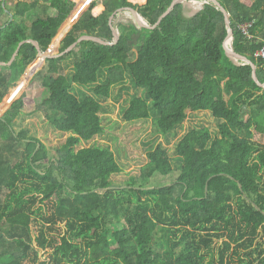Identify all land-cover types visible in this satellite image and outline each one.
Segmentation results:
<instances>
[{"label":"trees","instance_id":"trees-1","mask_svg":"<svg viewBox=\"0 0 264 264\" xmlns=\"http://www.w3.org/2000/svg\"><path fill=\"white\" fill-rule=\"evenodd\" d=\"M218 1L230 15L233 49L256 65L264 84V60L257 55L264 45V0ZM172 3L91 2L59 53L83 35L109 43L84 39L65 55L47 58L46 70L34 76L49 89L37 109L67 135L55 147L14 128L15 117L32 101L25 94L0 119V264H264V86L250 63L237 64L227 54L224 12L208 1L186 16L179 2L155 28L110 22L116 11L131 7L154 25ZM100 4L105 9L95 14ZM75 5L18 0L14 18L0 27V103L39 50L49 49ZM247 22L252 37L240 27ZM126 76L143 89L123 108L126 121L149 120L153 108L162 133L180 126L189 110L209 111L217 122L215 134L195 127L178 141L180 172L168 184L146 186L133 176L117 182L125 171L115 151L86 145L107 132L102 99ZM174 171L168 149L157 144L147 152L139 179L168 178ZM216 240L223 241L218 252ZM40 249H51L45 260Z\"/></svg>","mask_w":264,"mask_h":264},{"label":"rangeland","instance_id":"rangeland-1","mask_svg":"<svg viewBox=\"0 0 264 264\" xmlns=\"http://www.w3.org/2000/svg\"><path fill=\"white\" fill-rule=\"evenodd\" d=\"M76 5L70 14V16L63 23L57 36L54 38L52 45L49 48V53L58 54L60 43L58 40L61 37V32L64 30L66 24L73 16L77 10H81L84 7H89L90 2L93 0H74ZM133 2H144V0H131ZM183 3L192 4L197 3L200 6L203 5L206 0H182ZM249 2V0H244ZM13 0L10 2V7L13 8ZM105 9L103 4H100L94 8L95 14H100ZM50 14H55L54 9L49 10ZM198 12V8L188 7L185 10L186 16H192ZM131 22L136 24L139 30L141 26L137 22V19L130 9H123L119 11L114 17L112 22L119 24V22ZM115 30L120 33V29L115 26ZM138 37L134 38L132 42V52L131 59H135L138 51ZM227 46L232 48V40L229 38L227 41ZM239 62H244L239 60ZM38 65L37 70L34 72L33 76L29 73L32 66ZM47 60L43 58V55H38L37 58L28 66L26 73L9 88L8 94L4 98L3 102L0 103V114L6 111L5 104L7 100L14 93V90L20 88L21 90L13 97V99L7 103L15 102L23 94L32 101L27 102L22 108L21 112L15 117L14 128L18 131L21 129H27L29 134L37 137L38 139L45 142L49 148L55 147L57 144L62 142L67 135H62L57 131L50 122L44 117V115L37 109L39 104L43 102L45 98L49 96V89L43 86L40 80L34 79L35 74L42 69L46 70ZM69 68L65 69L63 72H69ZM81 87H76L79 89ZM89 93L88 90L81 88ZM136 95H143V89L136 87L130 76H126V82L118 83L112 86L110 97L107 99H102V103L105 105V111L102 113L107 117L106 127L107 132L105 135L96 137L95 139L88 142L87 146L100 145L109 146L117 154V158L122 165L125 173L116 177L117 182L127 181L131 179V176L138 179V182H145L146 186H156L168 184L175 181L178 178L180 168L179 163L176 161L178 157L176 151V145L178 141L183 137V135L188 132L191 128L195 127H208L213 132L217 131V122L209 111H188V116L186 120L178 126L176 129L168 132H160L155 125V118H157V113L153 108H151V118L149 120H136L133 122L126 121L123 117V108L126 107L130 100ZM11 107V106H10ZM248 118V114L245 115ZM261 142L264 143V136L261 137ZM157 144H163L169 151L171 157L173 158V163L175 171L170 177L164 178L161 175H155L149 178L147 181H142L139 179L140 168L144 166L147 162V152L153 146ZM38 226L33 225V233H37ZM164 236L163 231L158 232V238L162 239ZM222 240H216L214 243L215 251H219V247L222 245ZM51 249H40L39 256L40 260H45L49 255ZM1 262V259H0Z\"/></svg>","mask_w":264,"mask_h":264},{"label":"water","instance_id":"water-1","mask_svg":"<svg viewBox=\"0 0 264 264\" xmlns=\"http://www.w3.org/2000/svg\"><path fill=\"white\" fill-rule=\"evenodd\" d=\"M93 1H94V0H93ZM208 1H212V2H214V3H215L216 5H218V6L221 8V10L224 12V14H225V16H226V22H227V25H228V27H229V35H228V38L226 39V41H227L229 38H231V40L233 41L234 31H233V29H232L231 26H230L231 21H230V15H229L228 11H227V10L221 5V3H220L218 0H206V2H208ZM91 2H92V1H91ZM91 2H90V4H91ZM179 2H182V0H173V3H172L171 6L168 8V10H167L164 14H162V15L160 16L159 20H158L157 23L154 24V25H150V24H148L147 21L142 17V15H141L136 9L131 8V7H130L129 9L132 10V12L134 13V15H135V17H136V19H137V21H138V23H139V25H140L141 27L155 28L156 26L159 25V23L162 21V19H163L167 14H169V12L173 9V7H174L177 3H179ZM4 4H5V3H4ZM86 9H87V7H84V8L80 11V15L77 17L76 20H74L73 23H71L69 29H68V30H67V31L61 36V38L58 40V43H60V42L62 41V39L65 37V35H66V34L72 29L73 25L79 20V18L81 17V15L83 14V12H84ZM122 10H123V9H119L118 11H122ZM72 11H73V10H72ZM118 11H116V12L111 16V18H110V22H111V24H112L113 17L116 15V13H118ZM71 13H72V12H71ZM71 13H70V14H71ZM69 16H70V15H69ZM69 16H68V17H69ZM13 18H14V16L11 14V19H10V20H12ZM61 27H62V26H61ZM114 35H115L116 40H118L119 37H120V33L117 32V31L115 30V28H114ZM84 39H92V40H96V41H99V42L104 43V44H108V43H109V42H107V41H105V40H103V39H101V38H99V37H96V36H92V35H83V36H81V37H80V38H79L74 44H72V45L69 46L67 49H65L64 51H62V52H60V53H58V54H51V53H49V49H48L46 52H42L41 50H39V54H38V55H43V58H44L45 60H46L47 58H50V57H58V56H61V55H65L66 53L72 51V50L78 45V43H79L80 41L84 40ZM226 41H225V43H224V46H225L226 52H227V54L230 56V58H231L235 63H237V64L250 63V64L253 66V77H254V79H255L256 81H258V78H257V75H256V65H255L250 59H248L246 56L237 53V52L233 49V47H232V48H229V47L227 46V44H226ZM23 43H24V41L21 42L20 45H22ZM35 43H36L37 47L40 48L38 42L35 41ZM60 44H61V43H60ZM51 45H52V44H51ZM51 45H50V46H51ZM49 48H50V47H49ZM17 51H18V50H17ZM17 51L14 53V55H13L11 61L9 62V64L12 63V62L14 61V59L16 58ZM239 60H242V61H244V62H239ZM3 64H4L3 62H0V65H3ZM25 73H26V72H25ZM31 76H33V74H32ZM258 82H259V81H258ZM259 84L262 85V86H264V84H262V83H260V82H259ZM13 103H14V102H13ZM13 103L10 102L9 105H7L6 111L10 108V106H11ZM6 111H5V112H6ZM5 112H4V113H5ZM4 113L0 114V119L3 117Z\"/></svg>","mask_w":264,"mask_h":264},{"label":"crops","instance_id":"crops-1","mask_svg":"<svg viewBox=\"0 0 264 264\" xmlns=\"http://www.w3.org/2000/svg\"><path fill=\"white\" fill-rule=\"evenodd\" d=\"M11 1L12 0H0V2H2L3 7L5 8L4 11H0V27L4 26L8 22V20L11 19V14L13 15V13H14V10H15L14 6H13V8L10 7ZM13 2L15 3V0H13ZM14 5H16V4H14ZM188 7H193L195 9L198 8V11H199L203 7V5L200 6L199 4H197L195 2L192 4H189V5L187 3H184V9L187 10Z\"/></svg>","mask_w":264,"mask_h":264},{"label":"built area","instance_id":"built-area-1","mask_svg":"<svg viewBox=\"0 0 264 264\" xmlns=\"http://www.w3.org/2000/svg\"><path fill=\"white\" fill-rule=\"evenodd\" d=\"M251 26H252V22H247L240 26L243 33L248 37H252V34L250 32ZM257 55L264 60V45L257 51Z\"/></svg>","mask_w":264,"mask_h":264},{"label":"flooded vegetation","instance_id":"flooded-vegetation-1","mask_svg":"<svg viewBox=\"0 0 264 264\" xmlns=\"http://www.w3.org/2000/svg\"><path fill=\"white\" fill-rule=\"evenodd\" d=\"M17 2H18V0H15V3H14V4H17ZM15 6H16V5H14V9H15Z\"/></svg>","mask_w":264,"mask_h":264},{"label":"bare ground","instance_id":"bare-ground-1","mask_svg":"<svg viewBox=\"0 0 264 264\" xmlns=\"http://www.w3.org/2000/svg\"><path fill=\"white\" fill-rule=\"evenodd\" d=\"M227 43V42H226Z\"/></svg>","mask_w":264,"mask_h":264}]
</instances>
